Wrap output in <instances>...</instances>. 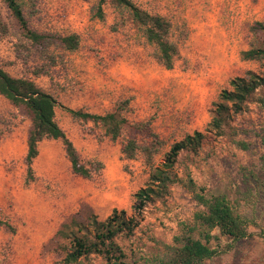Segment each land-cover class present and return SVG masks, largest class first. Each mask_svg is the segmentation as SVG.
Wrapping results in <instances>:
<instances>
[{"label": "rangeland", "instance_id": "rangeland-1", "mask_svg": "<svg viewBox=\"0 0 264 264\" xmlns=\"http://www.w3.org/2000/svg\"><path fill=\"white\" fill-rule=\"evenodd\" d=\"M29 28L48 40L33 45L0 0V68L32 81L59 106L55 122L72 142L90 178L75 175L59 140H43L27 180L26 141L30 119L0 95V264H62L67 241L62 225L85 223L89 214L105 220L113 209L132 212L133 196L147 181L141 154L127 160L122 144L133 134L125 127L111 140L90 121L74 119L63 107L104 115L122 107L139 144L148 132L161 146L156 164L187 134L203 131L213 103L229 82L247 73L264 76V62L244 60L242 52L264 44L254 34L264 23V0H132L140 9L171 24L177 54L168 70L126 10L100 0H17ZM78 37L75 50L60 38ZM264 97V89L258 91ZM124 105V106H123ZM233 137L205 141L198 153L183 151L175 170L207 195L225 197L246 220L248 236L220 256L201 264H264V106L252 101L230 115ZM236 142L246 144L240 148ZM201 207L183 185L174 184L163 202L149 205L131 236L116 242L130 264H159L174 245L179 225ZM220 243H231L221 238ZM65 246V247H64ZM83 264H107L92 255Z\"/></svg>", "mask_w": 264, "mask_h": 264}, {"label": "trees", "instance_id": "trees-1", "mask_svg": "<svg viewBox=\"0 0 264 264\" xmlns=\"http://www.w3.org/2000/svg\"><path fill=\"white\" fill-rule=\"evenodd\" d=\"M2 1L18 23L22 35L29 42L40 45L48 40L46 35L38 34L29 28L28 19L17 0ZM106 1L129 13L132 22L141 29L147 42L154 46L158 62L166 69H172L177 48L170 39V22L164 17L140 9L132 0H100L97 9L99 18H102L101 6ZM5 30L6 26L0 16V31L5 32ZM252 31L254 34L264 35V23H256ZM59 41L68 50H75L78 46L76 35L62 37ZM242 58L264 62V44L242 52ZM229 86L230 89L221 91L213 103L212 116L205 129L187 134L183 139L172 144L159 164H156L154 156L161 146V141L155 134L148 132L150 141L139 144L135 135L145 128L129 125L121 113L122 107L104 115L63 107L74 119L100 125L105 135L113 141L119 138L125 127L132 128L133 134L122 144L121 154L127 160H132L137 154H141L148 167V177L144 186L133 196L134 203L130 215L124 210L113 209L102 221L90 213L85 223L70 221L69 224L62 225L56 233L58 239L67 241L62 264H83V261L88 260L92 255L102 257L107 264H130L116 238L131 236L147 207L156 202H163L174 184H183L193 194L201 209L194 213L190 221L180 223L174 245L167 247L166 255L159 264H201L231 250L233 243L248 236L246 220L234 212L225 197L207 195L203 189H197L189 177L180 178L175 170L181 152L196 154L205 141L219 137L229 138L236 134V130L228 122L231 113L241 112L246 104L252 101L264 106V97L258 95V91L264 89V76L247 73L245 77L232 79ZM0 95L14 106L22 108L30 119L25 155L27 180L33 179L32 163L38 155V144L49 139L61 141L70 168L75 175L83 178L91 177L92 169L80 162L72 142L55 122V109L59 104L52 95L41 91L28 79L9 76L1 68ZM236 144L242 149L247 148L242 142ZM4 224L0 220V228ZM221 238H226L231 243L222 245Z\"/></svg>", "mask_w": 264, "mask_h": 264}]
</instances>
